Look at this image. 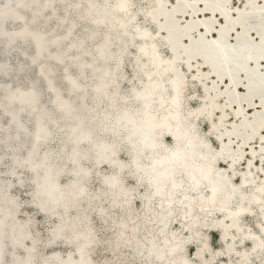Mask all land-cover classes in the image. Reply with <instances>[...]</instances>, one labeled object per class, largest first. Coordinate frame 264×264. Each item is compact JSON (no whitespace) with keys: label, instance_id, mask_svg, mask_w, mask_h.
Returning <instances> with one entry per match:
<instances>
[{"label":"snow or ice","instance_id":"obj_1","mask_svg":"<svg viewBox=\"0 0 264 264\" xmlns=\"http://www.w3.org/2000/svg\"><path fill=\"white\" fill-rule=\"evenodd\" d=\"M174 4L178 5V0H31L30 3L21 0L14 7L11 4L0 6L6 10L0 12V30L4 35H9V27L19 28L20 32L14 34H27L30 44L48 45L50 53H56L58 65H66L65 73L69 68L79 71L78 75L71 78L74 87L78 86L84 72L91 69L94 80L100 79L104 87H115L113 95L118 100L142 102V114L148 116L143 139L131 147L122 140L109 137L72 148L64 167L70 168L69 175L77 179H70L62 187L57 186V177L48 170L47 155L34 169L45 173L46 191L50 197L55 192L68 197L83 195L87 191L85 187H80L78 193L73 189L77 185L87 184L90 177H100L102 174L99 180L102 195L99 199L103 204L111 201L112 207L105 208L102 204L98 215L103 223L94 217L89 231L80 234V238L87 241L84 247H88L95 236L103 231L107 212L120 205L136 202L137 220L143 221L145 225L146 236L142 239L147 243V236L151 237L149 258L140 261L115 259L109 264H211L205 258L208 256L207 248H200L202 239L196 241V236L200 231L198 225L204 218L201 213L215 209L223 190L216 180L212 152L203 158L208 159V163H200L195 153H188L194 144L195 133L191 125L194 114L184 113L182 109L183 81L174 75V60L165 58L169 44L163 42L164 37L161 36L162 32H168V39H171V29L167 23H161V18L165 12L173 9ZM215 7H229L233 15L236 13L235 0H216ZM243 7L252 9L255 14L237 17L243 28V42L240 35H235L233 39L236 44L231 49L220 51L226 60L231 52L235 60L243 50L248 63L258 65V69L246 78L250 91L254 89L258 93V99L264 107V0H248ZM95 73H100V77ZM24 87L27 89V85ZM34 91V88L27 91L0 90L4 109H8V118L3 121L7 128H0V152L15 155L14 164H8L7 160L3 164L16 170L27 168L34 163V157H39L35 145L30 146L32 150L27 156L24 155V137L32 133L17 121L9 102L19 100L28 103ZM157 104L159 107H156ZM261 119L264 120V111L261 112ZM261 131L264 132V127ZM36 137L39 142L43 133H37ZM149 149L167 154L166 159L172 162V167L164 172L158 171L151 163ZM123 153L127 155H121ZM92 186L95 187V183ZM258 191L259 200L249 205L241 202L238 210L235 204L229 203L232 196L236 195L235 189L222 201L225 208H221V211L227 209L231 213L225 217L230 221L226 227L234 235L243 231L239 218L249 208L255 210L258 205L259 213L264 215V187ZM105 196L108 200H105ZM158 221L164 225L159 232L154 228L148 229V224L157 225ZM176 221L187 226L181 227L180 238L177 233L169 236L170 230H166L168 224ZM66 223L71 227L70 221L66 222L61 215L58 227L63 228ZM97 223L98 230L94 227ZM136 227L138 225L133 228V232ZM122 228L127 230L125 225ZM258 232L257 236L249 231L248 236L243 238L258 241L252 251L259 249L264 262V220L260 221ZM120 235L125 245L134 239H124L123 232ZM194 241L199 249L195 256L192 255V249L184 250L185 245ZM120 246L116 244V247ZM83 250L81 248V252ZM139 254L144 255L143 252ZM3 264L32 262L14 259ZM243 264L249 262L245 260Z\"/></svg>","mask_w":264,"mask_h":264},{"label":"bare ground","instance_id":"obj_2","mask_svg":"<svg viewBox=\"0 0 264 264\" xmlns=\"http://www.w3.org/2000/svg\"><path fill=\"white\" fill-rule=\"evenodd\" d=\"M0 1H2L0 2V6L4 4H11L13 7L15 6L16 3L21 2V0H0ZM24 2L30 3L31 0H24ZM247 2L248 0H243L241 5L239 6L241 10L236 11L235 13L236 21H238L237 17H244L245 15L250 16L253 13L252 9H244L243 5ZM215 3L216 0H207L206 4L209 5L211 4L212 6H215ZM191 6H192V2L189 0H178V5L174 4L173 9L171 11L165 12V14L161 18V23L162 24L167 23L168 27L171 29V33H170L171 39H168L169 37L168 32H162L161 36L164 37V42L169 44V51L171 54L170 56H165V58L174 60V75L182 79L183 81L182 109L184 113L190 112L194 114L191 117V125L195 133L194 144L191 148L188 149V153L189 155L195 153L196 158L200 163H208L209 162L208 159H203L208 154V152L204 150L206 144L203 141V137L199 134L198 130L196 129L194 121L203 114L208 115L209 118H212V114H219V117L217 119L213 118V120L210 123V127L213 128L212 130L213 133H215V130H219V132H217V135L218 138L220 137V141L222 143L227 142L226 145L231 146L230 143L233 142L234 136L238 135L239 133V126L237 124L238 123L241 124L240 122L243 123L245 121L243 115L245 108L239 101L240 97L234 99L233 92L235 90H233V88H231L232 86H230L231 84L230 82H232V80L225 79V83L221 85V88L224 90L223 92L225 93L224 97L225 99L227 98L225 104L232 106V108L234 109L232 111V117L229 118L231 123L225 127V130L223 128H220V125H224V122L227 120L225 119V117L227 116V114H229L228 109L227 108L225 109L224 105L220 107L216 106L217 103L212 104V107H207L206 104L211 101H214L213 98H211V101L210 100L204 101L205 104L203 103V101H201L196 107H193L190 110L187 109L186 98H185L186 95L184 94L186 89V79L184 74L179 69H177L176 60L181 57L184 60L186 59L185 64L187 65V68L192 67V64L190 63L189 59L201 53L205 56L206 59L214 58L218 60V62L225 61L224 54L220 51V49H223L220 45L224 44V42L222 41L224 34H220V39L217 41H213V42L208 41L206 39L208 28H206L204 30L205 32L199 34L195 39H191L188 42L183 43L182 38L185 36L184 35L185 28L180 25L179 20L175 16V13L181 9H185ZM3 11L6 10L3 7H0V12ZM216 15H218V13H216ZM221 15H222L221 22H224L225 24L228 25L232 24L228 19L227 14L224 11H221ZM209 20H211V18H209ZM18 22H20V24L23 23L22 21H18ZM187 25L189 27H193L191 20L188 21ZM7 31L9 35H4L3 31L0 30V44L3 48V51L7 53L11 48L19 47L21 49V54L27 57V62H20L15 67H13L11 62L7 58H2L0 59V75L9 76L13 73V71H19V73L23 72L24 70H26L27 67H29L27 66V64H29L35 66L37 77L28 78L27 89L21 83L13 84L11 83V81H6V82H0V90L15 91L16 89H20L21 91H27L28 89H32V88L35 89V91L32 93V99L28 103H24L19 100L14 103L13 102H9V103L11 105V109L16 113L17 121L22 123L25 128L28 129V127L26 126L25 122L22 119L23 114H28L33 121V131L31 132L32 135H30L31 142L29 148L25 153V156H27L28 153L32 150L30 146L35 145L39 159H36L34 157L33 158L34 163L30 164L28 168L33 173L34 179L37 181L35 188L36 205L42 211L50 215H53L57 218L56 223L52 229L54 235L55 237L60 238L62 241L70 244L72 246V249L67 251V253H65L64 255H62L60 250L58 249L53 250L49 253H43L42 251L37 250L35 245V237L33 236L30 230L29 220L28 219L23 220L18 217V202L15 196L9 193L6 183L0 178V264H3V262L5 261H12L14 259L30 260L32 264H36V263L61 264V262H63V264H96L94 259V252L100 241L99 236L98 235L95 236V239L90 244H88V247H84L87 241H83L80 238V234L82 232H88L90 227L93 226V220L90 215V212L88 209L82 207V203L87 202L92 205L99 204L101 202L99 196L102 195L100 193V190L96 191L94 194H91L87 184H81V185H77L73 189V191L78 193V189L80 187H85L87 191L84 192L83 195L68 197L66 194L62 196L60 192H55L50 197L46 191L45 173L43 171L34 170V169H37V166L41 163L42 160L45 159V156L47 155L48 170L51 172L52 175H55L57 177L58 187H62L63 185L68 184L70 179H77L76 177L70 176V179H68L65 182H62L60 180L61 176L64 175L65 173L70 174L71 169L64 167V165L66 164L65 162L59 163L55 159L56 155L52 149L47 148L41 150V146L46 145L51 141L53 136L51 126H55V125H59L63 127L65 136L70 143L69 145H71L69 149H66L65 145L61 146L60 153L63 152L62 156L66 159L68 157V154L71 152L72 148L76 147L77 145H80L82 147V145L84 146L87 145L89 141H95L97 139L102 138V137H98L97 132L93 131V126L90 123V120L89 119L86 120L84 117L80 115L81 113H83L88 115L89 118H91L93 115L96 114L95 112H97L98 109L92 108L93 106L90 107L87 105L86 102L87 87L82 80L78 82V86L76 87L73 86L71 82V78H74L76 74L72 73L70 69L68 70L67 73H65L64 71L62 72V74L64 75L65 84L67 85L69 91L67 92V94L63 92L64 90L62 88V85H60L57 79L56 67L53 65V63L58 64L56 59V53L55 52L50 53L48 45L46 44L40 45L37 43H33L34 50L28 56L27 51L24 48L20 47V44L29 41L27 34L26 36L24 35L23 37H19L22 36L23 33H21L20 35L14 34L20 32L19 28H13V29L8 28ZM237 35H240V37L243 36V28L241 32H239ZM217 45H219L220 47L217 48ZM182 53L184 54L183 56ZM229 53L230 54H228L227 61L232 59V53L231 52ZM245 56L246 53L244 54V57ZM239 57L241 56L238 53L236 58ZM62 66L63 69L66 67V65H62ZM256 69H258V67H256L255 64L248 63L247 61V65L241 66L240 74L242 75V78H244L247 77L252 71H255ZM100 75H101L100 73H97V77H100ZM192 75H194L195 77L198 76L196 70L192 71ZM65 76H68L70 78L66 79ZM38 77L41 80H43L46 88L50 92L51 104L54 106L55 110L57 111L58 116L60 118H63V120H61L60 122L57 121L54 114L51 113L47 105L42 101V89L38 83V79H37ZM205 80L206 79L203 78L201 79L198 77V81L202 84L201 89H203L202 91L204 92L203 96L209 93V88L205 86L206 84ZM218 80L219 82H221L224 79L219 78ZM246 81L247 84L244 85L245 86L244 92L245 95L249 97L252 95L253 90L250 91L248 87L249 85L248 79ZM103 85L104 82H102L100 79H96L95 83L92 85V93L96 97L97 105H100L103 99H107V102L110 106L108 110L104 111L103 114L101 115L102 116L101 120L104 122H112L113 126L111 129L112 130L111 133L113 138L122 140L123 142H125L126 145L131 147L133 143L137 141H141L143 139L144 133L147 130L145 121L148 119V116L142 114L143 111L142 102H137V105L135 107H132L131 105H129V100L125 102L124 99H121V102L125 106L121 110L117 111V103H116L117 97L113 95V93L115 92V87L108 88V87H104ZM155 99L159 100L160 98L156 97ZM170 99L171 97H169V100ZM233 101H236L237 105H232ZM215 106L220 111L215 112L216 109ZM156 107H159V105L157 104ZM0 109H2L5 114L8 112V109H4L2 97H0ZM110 109L114 111L112 114L109 111ZM262 111L257 110L254 112V114L256 113L261 114ZM121 118H125V120H123L124 121L123 123L120 121ZM263 123L264 122L262 119H257L254 124V127H261ZM245 125H247V123H245ZM3 128H7V125ZM256 129L259 128H255V130ZM41 132L43 133V138L40 139L39 142H37L36 134ZM223 135L224 136L226 135V137H223ZM258 138H261L259 147L263 149L260 155L264 157V133H260ZM248 139L249 138H247V140ZM227 148L229 150V147ZM256 148L257 147L255 148L251 147L250 152L252 153V156L249 154L247 156L248 157L247 170H244L239 174L240 186L247 187L251 185V183L249 184L248 181H255L256 178H258L257 176L259 174V169L257 170V175H256L255 169L257 168V163L254 161L255 160L254 158L257 155ZM148 155L151 156V163L155 165L158 171L164 172L172 167V162L166 159L167 154L153 152L151 149H149ZM243 155H244L243 152L239 153L238 157H243ZM214 159L212 157L213 162ZM14 162H15V155L13 154L12 163ZM214 165H215L214 170L216 174V180L218 182L219 187L223 191L220 194L219 201L216 204L215 209H210L207 213H201V216L204 218L201 220V222L198 225L200 231L196 236V241H201L202 239V243H200V248H207L208 256L205 258L209 260L211 264L216 263L215 260L217 258V255L219 254L218 252L220 251L227 254L226 255L227 258L225 259V262L223 264H227L228 260H232V257L235 254L234 252L239 254L237 255V259L241 262L239 264H243L242 262H244L245 260H247L248 262L251 260L250 254L253 253L252 250L254 247H256L258 243V241H254L250 238L244 239L243 237L248 236L249 231H251L253 235H257V236L259 235V232L257 229L258 234H254L255 231L253 229H247V228L243 229L242 220L244 217L250 215L249 212H243L239 218L240 226L243 229V231H238L241 236L237 240L234 239L235 235L238 232H236V234L234 235L233 231L230 228L226 227V225H228L230 221L225 219V217L230 216L231 213L227 209H225V211H221V208H225V205L222 201L226 199L228 193H230L231 190H233L231 185V178L229 177V175L222 172L219 166L215 162ZM228 165L233 166V161L231 159L228 160ZM262 170H264V166ZM248 175L249 176L251 175V177H248ZM260 175L261 178L257 180L256 184L254 185L258 189L264 187V174H260ZM238 197L240 198V202H237L236 205L237 210L241 206V202L244 205H249L250 203H252L251 202L252 197L251 196L247 197L245 190H242L241 195H238ZM253 198H254L253 203L256 200H259L260 198L259 191L258 192H256V190L254 191ZM133 203L131 205L119 206L125 211L124 218L122 219L117 218L113 221L110 220L111 229L116 233L117 236V238L111 242V245L114 249L120 251H123L124 248L133 250L136 253L138 261H140L144 258H149L148 253L149 250L151 249V237L147 236L148 239L147 243L145 242L144 239H142V237L146 236L145 225L143 221L137 220L136 210L134 209ZM229 203L232 204L233 200L231 199ZM110 205H111V201H110ZM100 207L101 205H97L96 207L97 214L99 213ZM253 210L254 209L249 208L248 211L251 212ZM214 211H216V213H221V214L215 222L211 223L210 227L218 229L221 237L220 238L221 243L224 242V244L222 243L221 249H216V250L212 248L206 231H203L204 225L207 222H211L210 221L211 218L213 219L212 216L213 214H215ZM73 212H75L74 215H72ZM257 213L256 214L259 215L257 222L259 223L260 226V221L263 220L264 215H260L259 211H257ZM61 215H63V218L66 222L70 221L71 227H69L67 223L64 225L63 228L58 227V225L61 223ZM106 216L107 219L110 218L111 213L107 212ZM133 222H135V224ZM174 223L179 224V228H174L173 223H171L167 225L166 230H170L168 232L169 236H171L172 233H177L178 238H180L179 234L181 227H187V226L182 225L180 221H176ZM208 224L209 223H207V225ZM122 225L126 226L127 228L126 231L124 228H122ZM136 225H138V227H136V231L133 232V228ZM147 227L149 230L154 228L157 232H159L160 228L164 227V225L160 224L158 221L157 225L148 224ZM121 232L124 233V239L134 237V239H132V242L130 244L127 245L124 244V240L121 239V235H120ZM201 233L204 234L203 237L200 236ZM246 240L251 243L250 248L245 247ZM196 241L193 242V244H195L193 256H195L196 252L199 251V249L196 247ZM239 241L244 243L241 248H237L236 246V243ZM117 243H119L121 246L116 247ZM49 244H50V240L48 237L41 238V245L43 247H46ZM18 248L22 249L21 255L17 252ZM81 248H84L83 252H81ZM184 250L188 251L187 245L184 246ZM140 252H143L144 255L141 256L139 254ZM255 253L260 254L259 249H257ZM52 259L54 260L51 261Z\"/></svg>","mask_w":264,"mask_h":264},{"label":"rangeland","instance_id":"obj_3","mask_svg":"<svg viewBox=\"0 0 264 264\" xmlns=\"http://www.w3.org/2000/svg\"><path fill=\"white\" fill-rule=\"evenodd\" d=\"M192 2L191 7H187L185 9H181L175 13L176 18L179 20V23L182 27L185 28V36L182 38L183 43L188 42L191 39H195L199 34L205 32L204 30L208 28V32L206 35V39L208 41H217L220 39V34H224L222 41L224 42L223 45H220L223 49H230L232 46L236 44V40L233 39L235 35H237L242 30V26L239 24V21H236L235 15H233L232 11L229 10V7H223L221 9L216 8L215 6H212L211 4H206L207 0H189ZM203 1V2H202ZM243 0H235L236 5V11L241 10L239 6L241 5ZM2 2V1H0ZM243 5V4H242ZM190 8V9H189ZM214 9V10H213ZM244 10V9H243ZM221 11H224L227 14L228 19L232 24H225L224 22H221L222 15ZM218 13V15H216ZM255 15L252 13L250 16ZM188 16V18H187ZM211 18V20H209ZM191 20L192 26L189 27L188 21ZM235 21V23H234ZM20 23V22H16ZM204 25V26H203ZM241 26V27H240ZM15 27H9V29H13ZM241 28V29H240ZM229 29V30H228ZM232 29H235V31H232ZM241 41L243 42L244 37L241 36ZM159 39V38H158ZM234 40V41H233ZM164 42V41H163ZM33 43H23L20 44L21 48H24L27 51L28 56L33 52L34 47ZM158 47L160 45L158 44ZM163 51V49H161ZM244 52L243 50L239 53L241 57L236 58L235 60L231 59L223 62H218V60L214 58H205V56L201 54H197L194 57H191L190 63L192 64L191 68H187V65L185 64V60L181 57L176 60L177 63V69H179L185 76L186 79V89H185V98H186V105L187 109H191L193 107H196L201 101L205 104L204 101L210 100L213 98L214 101H211L206 104L207 107H212V104H216V106H225L224 108L228 109L229 114L225 117L227 119L224 122V125H220V128H223L225 130V127L230 124V119L232 117V111L234 110L232 106H229L226 103L227 98L225 99V93L224 90L221 88V85L225 83V79L232 80L230 82L231 88L235 90L233 92L234 99L240 97V102L243 105L244 109V119L245 121L241 124H237L239 126V133L238 135H235L233 138V142H231V146H227V142L222 143L220 141V137L218 138L217 132L219 130H215V133L212 132L213 128L210 127L211 121L214 119H217L219 117V114H212V118H209L208 115L203 114L202 116H199L195 121V127L198 130L199 134L203 137V141L205 142V151L206 152H212V157L214 159V162L219 166L220 170L231 178V185L232 188L236 190V195L233 196L232 200L233 203L237 205L238 202V195H241L242 190L246 191L247 197H252V203H253V196L254 191L258 192V188L254 185L256 184V181L261 178L260 174H264L263 166H264V157L260 155V153L263 151L260 146L261 138H258L260 133H264L261 131V128L264 127V123L261 127H254V124L257 119H261V114L256 113L255 111H262L264 110V107L261 106L260 100L258 99V93L255 92L253 89L251 96H246L244 92V85L247 84L246 80L247 78H242V75L240 74V69L242 65H247V60L244 58ZM230 54V53H229ZM169 48L165 54V56H170ZM184 54L182 53V56ZM7 58L13 67H15L20 62H27V57L25 55L21 54V49L19 47L11 48L7 53L3 51V48L0 44V59ZM26 58V59H25ZM204 58V59H203ZM179 60V61H178ZM184 60V61H183ZM192 60V61H191ZM208 64V65H207ZM231 64V66H230ZM251 64H255L254 62ZM53 65L56 67L57 72V79L60 85H62L63 92L67 94L68 87L65 84L64 81V75L62 72L64 71L62 65H58L57 63H53ZM256 67H258L257 64H255ZM26 70L23 72L19 71H13V73L9 76H3L0 75V82H6L11 81V83H21L23 86L27 85V80L29 77H37L36 76V68L34 65L27 64ZM212 66V67H211ZM72 73L78 75L79 71L73 68H69ZM192 69V70H191ZM200 69V70H199ZM196 70L197 77L192 75V71ZM217 70V71H216ZM201 71V72H200ZM200 72V73H199ZM97 76V73H95ZM18 76V77H17ZM28 76V77H27ZM199 78L206 79L205 86L209 88V93L203 96V89H201V83L198 81ZM223 78L224 80L219 82L218 79ZM38 83L41 86L42 89V101L47 105L48 109L51 111L52 114H54L57 121L63 120V118H60L58 116L57 111L55 110L54 106L51 104V94L46 88L43 80H41L39 77ZM243 79V80H242ZM19 80V81H18ZM87 89L86 94V102L87 105L98 109L96 114L93 115L91 118H89L88 115L81 113L80 115L84 117L86 120L89 119L90 123L93 126V131L98 133V137L102 138H109L112 136V122H104L102 121V114L104 111L108 110L110 107L107 99H103L101 101L100 105H97L96 103V97L92 93V85L95 83L96 79H93V72L91 69H88L84 72L83 78L81 79ZM197 80V81H196ZM245 80V81H244ZM209 81V82H208ZM241 82V83H240ZM209 83V84H208ZM233 84V85H232ZM123 87V84L121 85ZM243 91V92H242ZM211 92V93H210ZM236 92V93H235ZM210 94V95H209ZM209 97V98H208ZM248 101V102H247ZM247 102V103H246ZM117 103V111L121 110L125 105L121 102V99L116 100ZM247 104V105H246ZM129 105L132 107H135L137 105L136 101L129 100ZM232 105H237L236 101H233ZM102 106V107H101ZM215 106V107H216ZM260 106V107H258ZM262 107V109H261ZM261 109V110H260ZM81 110V109H80ZM111 114L114 112L112 109L109 110ZM220 111L216 107L215 112ZM7 115L2 111L0 112V128L5 127L6 125L3 123L5 119H7ZM22 119L25 122L26 126L28 127V130L30 132L33 131V121L30 118L28 114H23ZM125 118H121L120 121L123 123ZM249 122V123H248ZM264 122V120H263ZM247 123V125H245ZM251 124V125H250ZM247 126V128H246ZM255 128H259L256 129ZM52 130V139L51 141L41 146V150L50 148L55 152V159L59 162H65L68 163V159L64 158L61 153L60 149L61 146L65 145L66 149H69L71 145H69V141L67 140L65 133L63 131V127L59 125L51 126ZM253 130V131H252ZM245 131V132H244ZM255 131V132H254ZM249 132V133H248ZM259 132V133H258ZM246 134V135H245ZM249 134V135H248ZM245 135V136H244ZM251 136V137H249ZM223 137H226V135ZM249 138L247 140V138ZM24 155L29 148L31 137H24ZM247 141V142H246ZM168 142L166 138V143ZM251 142V143H250ZM233 144V145H232ZM212 145V146H211ZM224 145V146H223ZM84 145H82L83 147ZM219 147V148H218ZM221 147V148H220ZM229 147V150L228 148ZM251 147L255 148L257 147L256 156H255V162L257 163V168L255 169V174L257 175V170L259 169L258 178H256L255 181H248V183L251 185L244 187L240 186L239 184V174L247 170V162H248V154L252 156V153L250 152ZM207 148V150H206ZM234 148V149H233ZM247 148V149H246ZM250 148V149H249ZM260 148V149H259ZM219 149V150H218ZM218 150V151H216ZM223 151V152H222ZM234 152V153H233ZM243 152V157H238L239 153ZM232 153V154H231ZM123 156H126L127 153L121 154ZM12 156L13 153L9 152L7 155H5L3 152H0V178L6 183V186L8 188L9 193L15 196L17 202H18V217L20 219H28L29 220V226L31 233L35 237V245L37 250L42 251L43 253H49L53 250H60L61 254L64 255L67 253V251L72 249V246L68 244L67 242L62 241L60 238L55 237L53 232V227L55 223L53 221H56L57 218L53 215H50L41 209H39L36 205V184L37 181L33 177V173L29 170V168H20L19 170H16L15 167H8L3 164L4 160H7L8 164H14L12 163ZM215 156V157H214ZM233 157V158H232ZM238 157V158H237ZM237 158V159H235ZM240 158V159H239ZM231 159L233 161V166L228 165V160ZM236 160V161H235ZM258 161V162H257ZM229 166V167H228ZM235 166V167H234ZM246 166V167H245ZM103 167V166H101ZM226 169V170H225ZM100 169H97V172H99ZM229 171V172H228ZM235 172V173H234ZM231 174V175H230ZM238 175V176H237ZM248 177H251V175ZM70 179L69 173H65L61 176L60 180L62 182L67 181ZM102 179V174L100 177H91L90 180H88L87 186L91 194H94L96 191L100 190V184L99 180ZM252 180V179H251ZM236 182V183H235ZM254 182V183H253ZM93 183H95V187H93ZM230 184V183H229ZM244 188V189H243ZM250 190V191H249ZM254 190V191H253ZM252 191V192H251ZM252 193V194H251ZM105 200H108V197L105 196ZM103 202L101 201L97 205L102 206ZM97 205H92L87 202L82 203V207L85 209H88L90 212V215L93 218L95 217L96 221H99L100 223H103V221H100V217L97 214ZM134 209L137 210L136 202L133 203ZM105 208L112 207L110 205V201L108 204H103ZM259 206H256V209L253 211H247L250 213L249 216H246L243 218V229H253L255 231L254 234L257 233V229H259V223L257 222V219L259 215H257V211ZM75 212L72 213L74 215ZM111 216L107 219V222L104 223V229L100 234L98 235L100 238L99 244L97 245L95 252H94V259L96 264H109L110 261L115 259H123L124 261H138L136 253L133 250L124 248L123 251L116 250L112 247L111 242L117 238L116 233L111 229V221L115 219H122L125 217V211L121 207L112 208V211L110 212ZM213 214V219L211 218V222L207 225V223L204 225L203 231H206L208 235V239L210 240L211 246L214 250L221 249L222 243H221V237L218 229L211 228V223L215 222L221 213ZM256 215H255V214ZM219 214V215H218ZM260 214V213H259ZM261 215V214H260ZM216 216V217H215ZM264 220V218H263ZM207 225V226H206ZM174 228H179V224L173 223ZM94 227L98 230L99 229V223L95 224ZM203 233L200 234L201 237H203ZM241 235L239 232L235 235L234 239H238ZM48 237L50 240V244L46 247H43L41 245V238ZM27 243V242H26ZM244 243L239 241L236 243L237 248H241ZM251 243L249 241H245V247L250 248ZM188 250L192 249V255L195 248V244L191 243L187 245ZM17 252L21 255L22 249L18 248ZM219 256L217 255V258L215 260V264H223L225 262V259L227 258L225 253L218 252ZM234 256L232 257V260H228L227 264H239L241 263L237 259L238 253L234 252ZM251 253V260L249 261V264H264L261 260V253ZM253 256V257H252ZM260 257V258H258ZM260 259V260H259ZM52 259L51 261H53ZM243 263V262H242ZM37 264V263H36Z\"/></svg>","mask_w":264,"mask_h":264},{"label":"water","instance_id":"obj_4","mask_svg":"<svg viewBox=\"0 0 264 264\" xmlns=\"http://www.w3.org/2000/svg\"><path fill=\"white\" fill-rule=\"evenodd\" d=\"M24 35L26 36V34L23 33L22 36H19V37H23Z\"/></svg>","mask_w":264,"mask_h":264}]
</instances>
